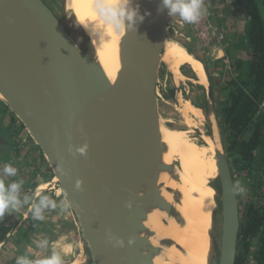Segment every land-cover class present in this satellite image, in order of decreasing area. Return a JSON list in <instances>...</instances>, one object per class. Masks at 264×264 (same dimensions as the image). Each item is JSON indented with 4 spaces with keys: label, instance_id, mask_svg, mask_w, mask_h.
<instances>
[{
    "label": "water",
    "instance_id": "obj_1",
    "mask_svg": "<svg viewBox=\"0 0 264 264\" xmlns=\"http://www.w3.org/2000/svg\"><path fill=\"white\" fill-rule=\"evenodd\" d=\"M135 5L145 19L123 36L113 85L48 0H0V101L57 177L88 264H155L172 241L154 245L150 211L180 218L160 183L162 174L178 180L164 160L159 103L170 17L161 0ZM217 159L221 226L212 264H236L240 201L226 151Z\"/></svg>",
    "mask_w": 264,
    "mask_h": 264
},
{
    "label": "bare ground",
    "instance_id": "obj_2",
    "mask_svg": "<svg viewBox=\"0 0 264 264\" xmlns=\"http://www.w3.org/2000/svg\"><path fill=\"white\" fill-rule=\"evenodd\" d=\"M77 1L80 7H77ZM77 1L64 0L66 11L73 21L72 25L76 27L86 48L91 52L92 59L98 63L107 80L114 85L122 69L121 43L125 33L110 34L105 37L106 42L101 46L99 37L95 38L96 41L93 40L89 29L85 28L94 24L93 0ZM174 40L167 39L163 55V59L173 69L174 78L181 80L183 76L177 68L189 64L197 76L198 83L209 87L210 82L203 62L182 46L183 44ZM0 99H3L1 93ZM180 103L178 113L187 129L170 128L165 124L168 121L161 119V133L168 146L164 160L168 164L179 162L176 170L178 180L168 174H162L160 178V183L164 185L162 195L180 214V218L172 213L152 210L145 224L156 233V240L153 241L155 246H160V241L164 239L172 241L156 258L155 264H212L216 232L221 226V215L216 201L220 190L214 185L211 187V180H216L219 176V137L216 130L212 137H208L203 131L201 134L205 143L193 140L191 134L202 131L204 122L208 121L209 117L203 108L197 109L188 100ZM54 181H58L57 177ZM49 187L50 184L42 183L40 189ZM58 190L62 193L60 187ZM174 191H178L180 196H176ZM213 207L215 211L212 215ZM211 215L212 222L209 218ZM80 253L74 261L83 264L86 260L85 252L82 250Z\"/></svg>",
    "mask_w": 264,
    "mask_h": 264
},
{
    "label": "rangeland",
    "instance_id": "obj_3",
    "mask_svg": "<svg viewBox=\"0 0 264 264\" xmlns=\"http://www.w3.org/2000/svg\"><path fill=\"white\" fill-rule=\"evenodd\" d=\"M48 2L51 5V7L59 14V16L62 17L64 21L68 23V28L71 30L72 24L70 21L69 13L63 7V4L65 3L64 0H48ZM205 3L208 4L209 9L212 11V15H213V8H212L213 6L211 5L210 0H205ZM77 7H80L78 1H77ZM212 20L214 26L216 27V29H218V26L216 25L217 23L214 20L213 16H212ZM169 39L171 40L175 39L174 41L178 42L179 44H183L182 46H185V48L189 52L194 54V56L197 57L200 61L206 60V62L205 61L204 62L210 67L209 79L211 78V81H209L210 82L209 87H212L214 98L213 100L209 98L208 89H207L208 86L205 87L198 83L197 76L195 75L189 64L183 65L181 69L177 68L180 74L183 76L181 80L177 81L173 76V69L170 68L169 64L163 63L161 69L160 82H159V90H161L159 103H160V114L162 116V119H164L165 122L168 121L165 124L168 125L170 128H175L180 130L187 129L185 126H183V119L180 113H178L179 112L178 107L181 104L180 103L181 101L188 100L197 109H199V107L203 108L204 111L207 113V116L209 117V120L204 122L202 131L199 132L195 131L194 133L191 134V138L196 141L198 140L197 141L198 143H205L201 132L204 131V133L208 137H212L214 135V131L216 130L217 135L219 137L218 142L220 145V149L226 151L228 144L226 142V137L228 135L224 132L225 131L224 124L218 118V114H217L218 113L217 108L220 101L221 93L219 86H217L216 84L215 78L212 77V74L216 70L214 63L219 61H215L211 64L210 63L211 60H207L205 56L201 55V53L203 52L210 53L212 49L203 50L201 46H199L201 49H198L199 43L197 40H195L192 24L183 23L182 21L179 20V18H170ZM225 47L226 49L229 50L231 49V44L229 45L227 43ZM163 61L165 62L164 59ZM230 63H232V61H230ZM218 67L222 69L224 75L228 74L229 66L226 62L219 63ZM225 78H227V76ZM179 89H181V92L178 91ZM171 93L173 94L170 95ZM230 161L232 163L231 158ZM173 163L178 168L179 162L174 161ZM232 168H233V163H232ZM254 170L251 172H246V171L238 172L233 168V175L236 183V189L240 201L241 211H243L245 206L250 203L263 202V201H259L260 199L258 196L259 194L262 196L264 195V187L260 188V186L255 184L256 180L253 177V174L255 173ZM177 176L179 177L178 174ZM55 184H57L56 185L57 188L60 187V186L58 187L57 181H55ZM212 185L216 186L219 189L218 178L216 180L215 179L211 180V187ZM31 189H33L34 191L36 188L34 189L33 187L30 186L27 187L24 192L26 193L28 190ZM177 192L178 191H174L176 196H178ZM60 197L61 198H59V200L54 199L57 202V207L55 209H46L44 211V217H45L44 220H36L33 218L32 212L30 211V204L22 205V207L19 208V211L25 210L23 215L27 216V220H26L27 223L23 227H21L22 233L26 235L25 239L21 240L19 239V237H17L18 235L14 236L12 235L11 232L8 233L6 237L3 238L5 240L4 243L6 242V245L0 247V256H1L0 264H17V259L22 256H26L29 259H33V260L43 259L45 257L50 256L53 250L57 251L60 254L63 260V264L82 263V262L75 263L74 261V259L81 254L80 252L82 250L84 251V248H82L83 245H81L80 235L77 230V226L75 224L72 213L68 208V206H66L67 204L62 194ZM63 200L65 204L62 203ZM216 201H217V206H219V202H220L219 196L216 197ZM214 211L215 209L213 207L211 209L212 215ZM16 212H18V210L15 212L6 213L4 217L0 219L1 238L3 237L4 233L8 232L6 230L15 228L16 225L19 223L16 222V220L12 221V218L14 217L13 213L16 214ZM219 213H220V209H219ZM212 215L211 217L209 216L211 222H212ZM242 217L243 215L241 214V218ZM217 234L218 235L220 234V229L216 232V238H215L216 241H217ZM43 240L48 241V246L47 248L41 249L37 247V243ZM83 264H88L87 259Z\"/></svg>",
    "mask_w": 264,
    "mask_h": 264
},
{
    "label": "trees",
    "instance_id": "obj_4",
    "mask_svg": "<svg viewBox=\"0 0 264 264\" xmlns=\"http://www.w3.org/2000/svg\"><path fill=\"white\" fill-rule=\"evenodd\" d=\"M245 3L247 59H236L220 89L218 118L224 124L229 159L264 187V0ZM211 81V78H210ZM241 211L236 264H264V195Z\"/></svg>",
    "mask_w": 264,
    "mask_h": 264
},
{
    "label": "crops",
    "instance_id": "obj_5",
    "mask_svg": "<svg viewBox=\"0 0 264 264\" xmlns=\"http://www.w3.org/2000/svg\"><path fill=\"white\" fill-rule=\"evenodd\" d=\"M210 3L213 6V17L217 23L216 25L218 26L217 31L225 34V45H227V43L229 45L231 44V49L229 50L225 47L224 49L211 51V53H201V55L205 56L207 60H211V64L215 61H219L214 63L216 70L212 74V77L215 78L217 86L221 89L223 83L227 80L225 77H228L231 69L228 67L229 72L224 75L222 69L218 67L219 63L226 62V59L234 63L236 59H247L248 56L249 49L246 46L244 32L246 10L243 0H210ZM198 49H201L199 45ZM182 66L179 68L181 69ZM207 68L209 73L210 67L208 65ZM0 136V169H2L5 165H12L17 169L16 176L6 177L5 182L11 183L21 180L23 181L21 199L25 195V189L31 186L34 189L38 188L40 191H43V194L51 196L53 200H59L62 193L59 192L56 186L57 184H55L52 171L43 157L42 152L38 149V147H36L18 120L1 101ZM42 183L50 184V187L41 190L40 186ZM57 193H59V195H57ZM24 212L25 210H18L16 214L13 213L14 217L12 218V221L16 220V222L19 223L15 228L6 230L8 232L4 233L2 238L0 236V241L2 240L0 242V247L6 245L3 238L6 237L8 233L11 232L14 236L18 235L17 233L23 234L21 227L27 223V216L23 215Z\"/></svg>",
    "mask_w": 264,
    "mask_h": 264
},
{
    "label": "clouds",
    "instance_id": "obj_6",
    "mask_svg": "<svg viewBox=\"0 0 264 264\" xmlns=\"http://www.w3.org/2000/svg\"><path fill=\"white\" fill-rule=\"evenodd\" d=\"M94 24L85 27L96 41L99 37L100 45L110 34L121 35L128 31H135L136 26L143 23L145 17L141 15L139 5L134 6V0H93ZM160 11L167 10L170 18H179L186 24H196L207 15L204 0H161ZM17 169L12 165H5L0 169V219L6 213L19 210L22 205L30 204V211L36 220H44L46 209H55L57 202L39 189L32 197L24 195L21 199L23 181L6 183V177L16 176ZM79 187V184H77ZM59 195V193H57ZM63 203V202H62ZM48 241L37 243V247L47 248ZM17 264H63L60 254L53 250L52 254L43 259L33 260L26 256L19 257Z\"/></svg>",
    "mask_w": 264,
    "mask_h": 264
},
{
    "label": "built area",
    "instance_id": "obj_7",
    "mask_svg": "<svg viewBox=\"0 0 264 264\" xmlns=\"http://www.w3.org/2000/svg\"><path fill=\"white\" fill-rule=\"evenodd\" d=\"M204 4L207 9V15H205L200 20V22L196 24H192L195 39L198 41L199 46H201L203 50L212 49V51H214L216 49H224L226 36L225 34L219 33L217 31L216 27L213 24L212 11L209 9L208 4L205 3V0H204ZM226 63L231 69L232 63H230V61H228L227 59H226ZM37 189L38 188H36L34 191L32 189L28 190L25 193V195L32 197Z\"/></svg>",
    "mask_w": 264,
    "mask_h": 264
},
{
    "label": "flooded vegetation",
    "instance_id": "obj_8",
    "mask_svg": "<svg viewBox=\"0 0 264 264\" xmlns=\"http://www.w3.org/2000/svg\"><path fill=\"white\" fill-rule=\"evenodd\" d=\"M165 63H167V62L165 61ZM167 64H169V63H167ZM172 94L173 93H171L170 95H172ZM25 236L26 235L19 233L17 237H19V239H21V240H24L25 239Z\"/></svg>",
    "mask_w": 264,
    "mask_h": 264
}]
</instances>
